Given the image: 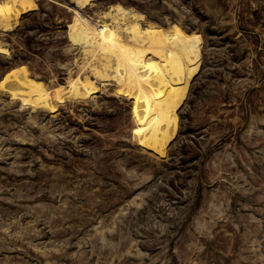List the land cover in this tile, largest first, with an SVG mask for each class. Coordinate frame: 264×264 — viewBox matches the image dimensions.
I'll return each instance as SVG.
<instances>
[{"label":"rangeland","instance_id":"obj_1","mask_svg":"<svg viewBox=\"0 0 264 264\" xmlns=\"http://www.w3.org/2000/svg\"><path fill=\"white\" fill-rule=\"evenodd\" d=\"M32 1L0 31V264H264V0H95L197 34L201 60L89 97L67 86L75 5Z\"/></svg>","mask_w":264,"mask_h":264},{"label":"bare ground","instance_id":"obj_2","mask_svg":"<svg viewBox=\"0 0 264 264\" xmlns=\"http://www.w3.org/2000/svg\"><path fill=\"white\" fill-rule=\"evenodd\" d=\"M94 1L71 0L75 8H67L72 13V20L68 24L78 31L74 43L68 42L72 54L78 53L83 59L82 62L73 59V62L78 63L75 76L72 70L66 69L67 78L71 80L67 83L70 91L77 90L84 93L82 96L89 97L87 92L97 88L102 90L109 83L118 86L120 77L116 74L117 69H129L136 66L138 61L146 65L149 58L154 61L161 81L186 82L197 75L201 60V39L197 34L186 33L172 24L166 28L156 26L140 13L119 4L98 13L94 20L82 14ZM32 2L0 0V31L11 30L19 17L27 12L26 6L31 5L30 8L35 10ZM5 53L6 49L0 43V54ZM26 85L39 105L45 103L50 106L53 100L56 105L62 102L60 97L51 95L50 89L36 78H32Z\"/></svg>","mask_w":264,"mask_h":264}]
</instances>
